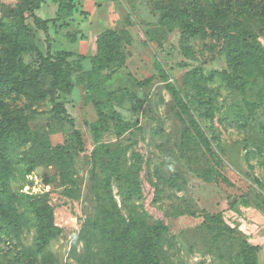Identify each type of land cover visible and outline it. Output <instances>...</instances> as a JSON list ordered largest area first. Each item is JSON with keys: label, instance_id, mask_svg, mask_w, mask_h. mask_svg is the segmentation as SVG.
<instances>
[{"label": "rangeland", "instance_id": "obj_1", "mask_svg": "<svg viewBox=\"0 0 264 264\" xmlns=\"http://www.w3.org/2000/svg\"><path fill=\"white\" fill-rule=\"evenodd\" d=\"M30 1L0 0V17L2 5ZM58 1L45 0L37 14L54 18ZM76 1L86 14L78 9L70 28L51 30L57 37L51 48L67 49L66 34H76L86 49L92 44L96 49V36L108 31L99 38L101 49L127 65L100 72L99 90L88 94L93 66L89 60L76 62L69 74L72 90L62 92L48 74L55 62L48 66L39 57H47L51 40L36 32L38 52L22 59L41 71L38 83L22 98L0 95V126L7 123L3 110L12 118L0 139V203L16 222L0 216V263L140 264L137 238L159 228L161 264H243L245 243L257 248L262 264V234H252L257 236L252 240L246 232L245 209H264V66L252 65L236 76L224 42L208 30L194 32L192 56H185L180 40L192 33L196 17L184 16L172 0ZM168 7L178 23L170 32ZM231 20L264 49V29L253 9L237 8ZM4 23L16 32L12 20ZM25 24L35 29L32 19ZM156 62L168 83L181 90L188 114L155 70ZM95 99L111 100L130 125L107 112L100 117ZM239 111L246 116L244 126L234 119ZM100 118L107 127L96 142L91 126ZM20 125L48 135L53 146L80 133L83 147L72 144L75 187L66 191L55 166L29 169L31 145L20 139ZM38 199L48 202L59 230L43 253L36 248L31 207Z\"/></svg>", "mask_w": 264, "mask_h": 264}, {"label": "trees", "instance_id": "obj_2", "mask_svg": "<svg viewBox=\"0 0 264 264\" xmlns=\"http://www.w3.org/2000/svg\"><path fill=\"white\" fill-rule=\"evenodd\" d=\"M45 0H31L30 5L23 3L16 7H9L2 5L0 17V95L4 93L10 94V97L16 96L22 98L31 92V88L36 86L38 79L41 76L40 70H35L27 66L23 62V55L27 53L38 52L34 46L36 39V32H42L46 40H51L47 46V57L44 58L39 55L40 59L44 60V64L50 66V61L55 62L52 71L48 70L53 81L52 86L58 87L62 92L70 93L73 85L69 81V74L73 64L76 62H83L89 60L93 69L88 73L89 84L87 86V93L91 91H98L100 82H95L99 78L100 72L108 69L119 70L126 67L127 60L114 56L101 49L100 37L103 34H108V31L99 33L96 36V54L94 56H85L79 53L68 51L64 48L54 49L53 35L50 34L51 30L58 33L59 29L70 28L74 22V16L79 13L78 2L76 0H59L55 17L52 19H43L37 12L41 9V5ZM174 5L178 6L182 14L191 18L195 16L196 23L191 26L192 33L189 32L182 36L180 40V48L185 56H192V49L190 45L191 38L194 32L206 34L207 30L210 31L215 38L224 42L225 49L229 56V67L232 72L241 74L248 72L249 67L252 65L260 64L264 66V49H261L259 44L249 37L243 28L234 23L231 17L235 14L237 8H250L253 9L258 17L261 26L264 29V0H172ZM79 9V10H78ZM82 14L86 12L82 9ZM85 12V13H83ZM174 10L170 7L166 8L167 22L165 27L170 32L177 26V22L171 19ZM26 14H29L26 16ZM10 19L15 25L16 32L12 31L6 26L4 21ZM32 19L35 29L29 28L25 23ZM58 26V27H57ZM34 30V31H33ZM62 33V31H61ZM66 38L70 43L76 42V34H66ZM100 38V39H99ZM52 57V58H50ZM155 70L162 76L166 83L168 91L173 96L177 105L188 114V106L182 96L181 90L177 89L174 85L168 83L169 79L163 68L159 67V62L155 63ZM142 86V83L139 84ZM36 92V91H35ZM38 94V91H37ZM110 97V98H109ZM111 99V94H108ZM97 108L98 114L101 117L105 112L116 121L124 123L125 126L130 125L125 121L121 113L117 111L116 106L108 102L95 99L93 101ZM56 109L59 113L65 115L69 122L74 126V120L68 115L63 103H57ZM3 115L6 124L2 123L0 126V139L7 133L9 123L12 118L3 110ZM208 117L213 121L215 115L212 110L208 112ZM246 116L237 112L234 119L240 125L244 126ZM105 120L101 118L91 126V132L94 140L97 142L98 137L102 131L106 129ZM18 134L26 144L31 145L26 153L27 165L30 170L41 166H55L60 173V178L66 191L70 187L76 186V179L73 173L74 162V144L78 147H83L82 138L78 131L69 134L67 139L70 141L66 145L53 146L48 135L39 132L30 131L27 127L20 125ZM72 142V143H71ZM38 202L32 200L31 207L34 210L37 226V251L43 253L51 240H54L59 235V230L54 227V214L53 210L47 201L38 199ZM0 216L7 218L16 225L13 215L10 211H6L0 203ZM161 233L159 228H153L142 237L137 238V250L140 258V264H161L158 256V242ZM257 248L250 247L246 243L243 244L241 250V257L243 264H258L257 262ZM0 264H13L0 263ZM19 264V263H15Z\"/></svg>", "mask_w": 264, "mask_h": 264}, {"label": "crops", "instance_id": "obj_3", "mask_svg": "<svg viewBox=\"0 0 264 264\" xmlns=\"http://www.w3.org/2000/svg\"><path fill=\"white\" fill-rule=\"evenodd\" d=\"M53 38L56 39L57 38L56 35H53ZM77 45L79 46L78 48H76ZM66 50L74 52V53H79L85 56H94L96 54V49L93 47V44L89 45L86 49L84 45H82V41H80V39L74 43H69ZM245 212H247V218L249 219V223H250V224L248 223L249 226L247 227L246 232H250L252 240L257 239V236H252V234H257V233L262 234V240L260 243L261 245L260 252L262 255H264V209L262 208L253 209L252 207H249L248 209H245ZM262 258H263L262 259L263 261L261 260V263L264 264V257Z\"/></svg>", "mask_w": 264, "mask_h": 264}]
</instances>
